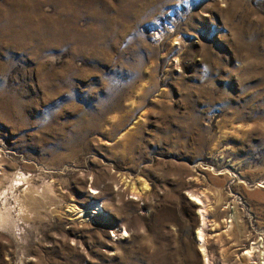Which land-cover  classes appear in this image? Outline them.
Wrapping results in <instances>:
<instances>
[{
    "label": "rangeland",
    "instance_id": "1",
    "mask_svg": "<svg viewBox=\"0 0 264 264\" xmlns=\"http://www.w3.org/2000/svg\"><path fill=\"white\" fill-rule=\"evenodd\" d=\"M3 192L0 264L264 262V0H0Z\"/></svg>",
    "mask_w": 264,
    "mask_h": 264
},
{
    "label": "bare ground",
    "instance_id": "2",
    "mask_svg": "<svg viewBox=\"0 0 264 264\" xmlns=\"http://www.w3.org/2000/svg\"><path fill=\"white\" fill-rule=\"evenodd\" d=\"M26 178L25 177H17L15 180H14V186H18L20 185V182H26ZM15 187H12L11 190H12V194H13V190H14ZM8 193L6 192H3V193H0V202H2L4 204V207L2 208L0 206V227L3 225H6V229L8 228V225L12 222H14V213L12 212L14 210V207H11L10 206V203H8ZM13 198H14V203L17 204L18 203V198L17 196H15L13 194ZM200 201V200H199ZM205 209V208H203ZM204 212L201 211V217H202V222H201V226L199 227L198 229V232H197V236H198V239H199V242H204L205 241V232H204V227L206 226V222H205V210H203ZM84 214V213H83ZM84 216H86V214H84ZM254 249L255 248H252L251 250H249L247 252V255L248 257H251L252 254L254 253ZM260 257H263L264 254L261 253L259 254ZM259 264H264V262L262 263H259Z\"/></svg>",
    "mask_w": 264,
    "mask_h": 264
},
{
    "label": "built area",
    "instance_id": "3",
    "mask_svg": "<svg viewBox=\"0 0 264 264\" xmlns=\"http://www.w3.org/2000/svg\"><path fill=\"white\" fill-rule=\"evenodd\" d=\"M116 231H117V230H116ZM116 231H115V232H116Z\"/></svg>",
    "mask_w": 264,
    "mask_h": 264
}]
</instances>
